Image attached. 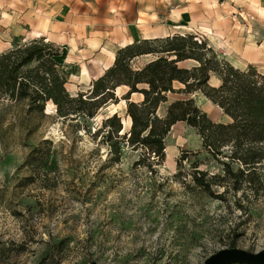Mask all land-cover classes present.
I'll return each instance as SVG.
<instances>
[{
  "label": "rangeland",
  "instance_id": "obj_1",
  "mask_svg": "<svg viewBox=\"0 0 264 264\" xmlns=\"http://www.w3.org/2000/svg\"><path fill=\"white\" fill-rule=\"evenodd\" d=\"M160 1L164 6L155 7L160 19L171 12L182 17L181 34L206 40L220 59L237 68L251 65L264 74V0ZM2 4L0 0V52L30 39V25L2 16ZM150 59L140 57L132 66L139 68ZM56 61L70 95L90 89L82 78L87 68H75L61 50ZM209 83L219 82L211 76ZM125 91L118 88L116 96ZM191 98L212 121L229 122L200 93ZM131 100L138 102L141 96ZM112 113L127 130L123 100L109 103L86 124L57 117L48 102L46 117L34 130L20 125L17 111L5 113L0 122V264H203L222 249L264 250V191L248 194V200L229 192L219 200L186 175L175 176L176 160L185 152H199L200 167L209 174L220 170L202 151L196 131L184 124L165 137V161L154 166V173L134 166L140 152L130 148L119 162H110L108 147L99 144L101 135L93 134ZM41 141L47 143L39 145ZM42 149L47 159L31 162L34 151ZM261 180L264 184V167Z\"/></svg>",
  "mask_w": 264,
  "mask_h": 264
},
{
  "label": "trees",
  "instance_id": "obj_2",
  "mask_svg": "<svg viewBox=\"0 0 264 264\" xmlns=\"http://www.w3.org/2000/svg\"><path fill=\"white\" fill-rule=\"evenodd\" d=\"M59 56V48L42 37L20 40L0 52V107L4 111L0 122L5 113L17 111L20 125L34 130L37 121L46 117L45 104L50 102L57 117L86 124L109 103L117 105L123 100L128 129L114 113L93 134L101 135L99 144L108 147L110 162H119L123 150L130 148L140 152L134 166L154 173V166L165 161V137L175 124L183 123L196 131L202 151L220 170L209 174L200 167L199 152H185L176 160L175 176L186 175L196 188L219 200L229 192L241 193L248 200V194L264 191V74L251 65L245 69L233 66L220 59L206 40L192 34L138 40L116 51L112 66L91 82L86 93L72 96L56 61ZM140 57L151 59L134 68L133 61ZM186 62L191 64L181 66ZM211 76L218 85H210ZM120 87L126 91L118 97ZM195 93L217 106L229 122H213L191 98ZM133 95L141 100L132 101ZM169 95L182 98L169 101ZM162 105L166 106L160 114ZM47 155L46 149L35 150L31 162H42ZM237 204L242 210L239 200Z\"/></svg>",
  "mask_w": 264,
  "mask_h": 264
},
{
  "label": "crops",
  "instance_id": "obj_3",
  "mask_svg": "<svg viewBox=\"0 0 264 264\" xmlns=\"http://www.w3.org/2000/svg\"><path fill=\"white\" fill-rule=\"evenodd\" d=\"M2 2L5 10H2V16L30 25L29 40L42 37L59 46L65 52L67 62L75 68H87L82 77L87 83L96 80L112 66L119 48L138 40L181 34L182 17L171 12L160 19L159 11L155 9L164 6L160 0ZM168 25H174L175 29L167 28Z\"/></svg>",
  "mask_w": 264,
  "mask_h": 264
},
{
  "label": "water",
  "instance_id": "obj_4",
  "mask_svg": "<svg viewBox=\"0 0 264 264\" xmlns=\"http://www.w3.org/2000/svg\"><path fill=\"white\" fill-rule=\"evenodd\" d=\"M203 264H264V250L249 253L237 249H222L208 257Z\"/></svg>",
  "mask_w": 264,
  "mask_h": 264
},
{
  "label": "bare ground",
  "instance_id": "obj_5",
  "mask_svg": "<svg viewBox=\"0 0 264 264\" xmlns=\"http://www.w3.org/2000/svg\"><path fill=\"white\" fill-rule=\"evenodd\" d=\"M112 114H114V113H112Z\"/></svg>",
  "mask_w": 264,
  "mask_h": 264
}]
</instances>
